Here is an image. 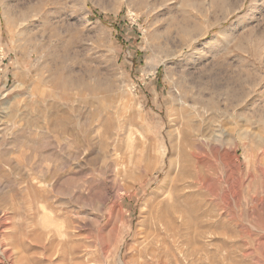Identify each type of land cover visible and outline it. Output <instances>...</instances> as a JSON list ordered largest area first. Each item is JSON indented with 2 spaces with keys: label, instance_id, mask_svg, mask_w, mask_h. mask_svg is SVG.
I'll list each match as a JSON object with an SVG mask.
<instances>
[{
  "label": "rangeland",
  "instance_id": "obj_1",
  "mask_svg": "<svg viewBox=\"0 0 264 264\" xmlns=\"http://www.w3.org/2000/svg\"><path fill=\"white\" fill-rule=\"evenodd\" d=\"M118 259L264 264V0H0V264Z\"/></svg>",
  "mask_w": 264,
  "mask_h": 264
},
{
  "label": "bare ground",
  "instance_id": "obj_2",
  "mask_svg": "<svg viewBox=\"0 0 264 264\" xmlns=\"http://www.w3.org/2000/svg\"><path fill=\"white\" fill-rule=\"evenodd\" d=\"M59 230V229H58ZM145 241V240H144ZM148 244V243H147ZM127 263V262H126ZM117 264H123V262L120 260V259H118L117 260Z\"/></svg>",
  "mask_w": 264,
  "mask_h": 264
}]
</instances>
